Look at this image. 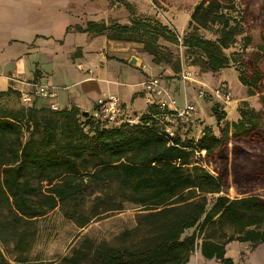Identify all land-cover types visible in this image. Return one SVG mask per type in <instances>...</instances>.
Segmentation results:
<instances>
[{
	"label": "trees",
	"instance_id": "1",
	"mask_svg": "<svg viewBox=\"0 0 264 264\" xmlns=\"http://www.w3.org/2000/svg\"><path fill=\"white\" fill-rule=\"evenodd\" d=\"M120 3L130 14L129 25L89 22L73 30L140 44L153 64L174 76L184 64L212 74L234 67L260 107L243 102L239 119L228 123L224 103L207 91L203 100L213 101L218 134L205 126L196 139L191 127L183 140L157 132L149 117L154 106L138 124L119 127L95 122L75 107L52 111L35 101L26 108L0 107V244L11 243L23 255L35 222L57 208L84 229L129 203L136 208L135 226L116 237L117 246L85 237L59 264H187L197 249L206 260L233 264L227 244L247 243L253 250L264 243V196L255 193L264 189V21L261 43L247 52L252 39L245 36L240 51L228 54L247 23L245 4L236 12L235 0H200L179 37L170 26L135 16L126 1ZM8 94L16 93L9 89L0 98ZM201 150L204 158L196 155ZM230 184L239 195L233 199L224 193ZM112 186L115 196L107 190ZM0 264H10L1 250Z\"/></svg>",
	"mask_w": 264,
	"mask_h": 264
},
{
	"label": "crops",
	"instance_id": "2",
	"mask_svg": "<svg viewBox=\"0 0 264 264\" xmlns=\"http://www.w3.org/2000/svg\"><path fill=\"white\" fill-rule=\"evenodd\" d=\"M123 1L131 6L135 16L153 17L173 28L179 37L187 30L190 12L175 11L167 18L168 22L162 20L150 0L144 1L143 8L137 7L136 0ZM129 20L130 14L120 0H0V92L11 89L16 94L4 97H14L19 107L26 108L31 104L22 103L21 97L31 93L34 83L48 84L56 89L55 103L59 110L75 107L80 113H90L98 98L115 95L134 117L148 109L143 99V82L156 77L179 107L190 103L196 108L192 136L196 133L197 139L205 126L211 127L217 135L210 109L212 100L199 99L198 91L202 88L210 92L221 83L230 91L222 75L227 69L212 74L184 64L181 72L174 76L170 68L153 64L151 57L141 52L140 44L73 30L75 26L84 29L89 22L106 26L129 25ZM133 57L138 61L136 66L130 64ZM186 73L189 78L182 79ZM239 86L242 85L239 83ZM243 90V95L236 96L234 102H247L258 110L250 102L256 96L249 97L247 89ZM34 101L36 107L48 105L46 100ZM237 104L232 106L237 108L234 119L229 120L225 115V122L239 119ZM238 243L226 245V257L238 264L240 255L245 254L242 264H248L258 247L248 250L249 244L239 243L238 246L245 245L246 252L238 250L237 257H230L229 248ZM187 264L219 263L204 259L197 249Z\"/></svg>",
	"mask_w": 264,
	"mask_h": 264
},
{
	"label": "rangeland",
	"instance_id": "3",
	"mask_svg": "<svg viewBox=\"0 0 264 264\" xmlns=\"http://www.w3.org/2000/svg\"><path fill=\"white\" fill-rule=\"evenodd\" d=\"M144 1L148 0H136L137 7L143 8ZM199 1L200 0H157V5L152 4L161 15L162 20L168 21L167 18L172 16L175 11L180 13L191 12L193 7ZM235 4L236 12L242 9L245 4L249 15L247 16V23L243 25L242 34L238 37L237 44L228 50L227 53L230 54L233 51H240L245 36H250L252 39V45L246 50L247 52H251L253 50V45L261 43L260 31L262 28L260 25L264 21V0H235ZM176 49L178 52H181L180 49ZM222 75L229 84L231 101L227 104L224 103L221 108L223 111L227 110L224 113L228 116L229 120H232L237 112V108L235 109L232 107L237 104L234 102V99L236 96H242V91H244L243 89L245 88L239 86L234 67L224 70ZM250 102L254 107H260L257 96L255 100H251ZM211 103H213V101H211ZM248 105L250 107L251 104L249 103ZM237 106L239 108L242 106V103L237 104ZM0 107L14 109L19 107V103L14 97H1ZM215 132H217V130H215ZM194 136H196V133ZM200 164L212 172V166L209 163H206L204 159L200 161ZM107 190L112 196L116 195V189L114 186L107 188ZM224 193L231 199L239 196L231 184L228 189L224 190ZM255 193L264 196V189L257 188L255 189ZM92 199L93 198L90 197L86 200V207H89ZM135 214V206L125 203L123 204V210L101 215L92 220L84 229H78L72 222L65 220L60 210L57 208L46 217L35 222V225L31 229L34 231L35 235L26 253L21 255L19 251L14 250L11 243L5 245L0 244V250L10 264H59L63 257L70 255L71 248L77 246L85 237L90 238L97 243L105 242L109 245L117 246L118 241L116 240V237L123 231L130 230L135 226ZM190 233L191 232L189 231L187 232V234ZM238 245L239 243L234 244L229 248L230 257H237L238 250L246 252V250H243L245 249V245ZM257 247V250L253 253V257L250 258L248 264H264V243ZM250 249V246H248V250ZM243 255L245 254L240 255V261H238V264L244 262ZM20 259H25V261L18 262Z\"/></svg>",
	"mask_w": 264,
	"mask_h": 264
},
{
	"label": "built area",
	"instance_id": "4",
	"mask_svg": "<svg viewBox=\"0 0 264 264\" xmlns=\"http://www.w3.org/2000/svg\"><path fill=\"white\" fill-rule=\"evenodd\" d=\"M182 79H188L189 73L183 74ZM143 99L148 106H154L156 113L149 114V117L157 132L168 139L180 137L185 138L184 133L191 128L196 121V108L192 104H185L179 107L176 100L170 95L167 89L161 84L159 78L150 77L142 84ZM206 92L202 89L198 91V98L203 99ZM213 98L222 102L231 101V93L226 85H219L208 92ZM57 97L56 89L48 84L34 83L29 95H23L21 102L31 104L35 99L48 101V106L52 111H58L55 103ZM91 119L107 127H119L121 125H135L140 121L141 115L131 116L126 111L123 103L115 95L100 97L96 100L90 113ZM198 157L204 158L205 151L196 153Z\"/></svg>",
	"mask_w": 264,
	"mask_h": 264
},
{
	"label": "water",
	"instance_id": "5",
	"mask_svg": "<svg viewBox=\"0 0 264 264\" xmlns=\"http://www.w3.org/2000/svg\"><path fill=\"white\" fill-rule=\"evenodd\" d=\"M130 64L134 66L138 65V61H136L135 57L131 58Z\"/></svg>",
	"mask_w": 264,
	"mask_h": 264
}]
</instances>
